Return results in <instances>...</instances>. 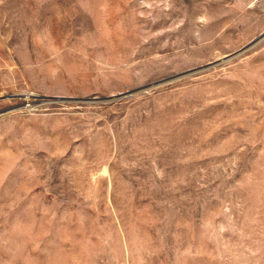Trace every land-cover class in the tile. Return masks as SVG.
I'll list each match as a JSON object with an SVG mask.
<instances>
[{"label": "rangeland", "instance_id": "1", "mask_svg": "<svg viewBox=\"0 0 264 264\" xmlns=\"http://www.w3.org/2000/svg\"><path fill=\"white\" fill-rule=\"evenodd\" d=\"M0 264H264V0H0Z\"/></svg>", "mask_w": 264, "mask_h": 264}]
</instances>
